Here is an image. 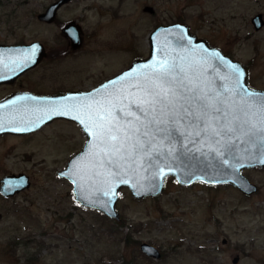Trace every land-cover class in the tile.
<instances>
[{
    "label": "rangeland",
    "instance_id": "374dc122",
    "mask_svg": "<svg viewBox=\"0 0 264 264\" xmlns=\"http://www.w3.org/2000/svg\"><path fill=\"white\" fill-rule=\"evenodd\" d=\"M259 11L264 16V0L74 2L63 14L83 26L82 49L41 68L68 85H93L146 56L156 24L180 20L245 64L248 82L264 88V25L251 23ZM31 26L50 42L61 37L56 25ZM85 139L79 125L63 121L33 138L0 136V181L20 169L30 180L13 195L0 192V264H264V170L245 171L261 185L250 196L230 183L182 185L172 176L157 196L135 198L123 187L114 219L80 204L72 183L57 175ZM142 241L161 256L142 252ZM237 253L243 256L233 263Z\"/></svg>",
    "mask_w": 264,
    "mask_h": 264
},
{
    "label": "water",
    "instance_id": "95a60500",
    "mask_svg": "<svg viewBox=\"0 0 264 264\" xmlns=\"http://www.w3.org/2000/svg\"><path fill=\"white\" fill-rule=\"evenodd\" d=\"M67 1L69 0L53 1L39 17L51 21L56 8ZM252 22L254 28L259 29L264 23L262 14H255ZM71 24H65L64 30H69ZM71 36L74 37L75 34L72 33ZM162 58H175V62L185 68L191 66L196 72L203 71L202 78L214 81L212 87L218 91L222 90L220 85L225 83L221 78L231 73V65H237L244 73L241 80L243 85L251 91L264 94V88L249 84V68L245 64L225 53L219 46L210 44L206 38L192 32L186 22L178 20L155 25L149 34L148 54L134 58L127 67L96 87L86 91H69L48 96L47 106L50 110L45 119L67 117L77 122L86 135L82 148L69 157L66 165L57 170V175L66 177L72 183L74 198L80 204L99 209L114 219L120 218L117 200L123 187H127L135 198L157 196L162 192L166 178L172 176L182 185L195 181L209 184L231 183L244 193L250 194L257 189V185L243 174V168L254 165L264 167V143L259 138L249 142L242 138L232 140L225 148H220L215 143L211 146L205 143L200 152H178L177 159L171 162L170 168L165 167L168 161L153 166L140 163L131 169L125 167L119 177L109 176L107 164L101 163L102 154L97 155L99 149L95 147V138L76 117L85 119L88 123L89 114L95 118L98 111L94 100L108 94L118 95L121 91H127L128 85L134 83L145 71V65ZM4 69L0 65V71ZM89 104L92 105L91 108L88 107ZM4 109L0 102V133L20 129L21 124L18 121L6 119ZM257 119L253 117V120ZM44 121L42 118L37 125ZM161 171L165 173L163 176L159 174ZM0 182V192L4 196L13 195L30 185L29 176L24 172L5 174ZM10 184L14 186L11 189L8 187ZM140 249L148 256H161L160 249L148 241H142ZM236 260L235 257L233 261Z\"/></svg>",
    "mask_w": 264,
    "mask_h": 264
},
{
    "label": "snow or ice",
    "instance_id": "6c2138e0",
    "mask_svg": "<svg viewBox=\"0 0 264 264\" xmlns=\"http://www.w3.org/2000/svg\"><path fill=\"white\" fill-rule=\"evenodd\" d=\"M230 67L218 91L212 87L214 81L202 78L203 71L185 68L175 58H162L145 65L127 91L94 100L95 118L89 114L88 123L76 119L95 138L97 155L102 154L109 176L119 177L125 167L140 163L153 166L168 161L165 167L170 168L178 152H200L205 143L220 148L242 138L264 143V94L245 87L244 73L237 65Z\"/></svg>",
    "mask_w": 264,
    "mask_h": 264
},
{
    "label": "flooded vegetation",
    "instance_id": "af4514ba",
    "mask_svg": "<svg viewBox=\"0 0 264 264\" xmlns=\"http://www.w3.org/2000/svg\"><path fill=\"white\" fill-rule=\"evenodd\" d=\"M53 1L55 0H47L40 4L37 3L39 0H0V65L5 68L0 71V77H4L0 79V102L5 108L3 112L6 119L18 121L21 124L20 129H27L26 131H4L0 133V136L8 135L22 139L33 138L44 127L55 121L73 122L79 125L74 120L64 116L45 119L48 117L50 110L47 106V97L69 91L90 90L122 70L101 78L93 85L81 86L68 85L65 79L58 81L49 70L42 69L41 67L47 66L51 61L55 62L70 53L79 52L85 39L84 28L78 19L63 14V10L68 5L83 0H69L59 5L51 21L41 19L39 14L44 12ZM257 13H261L264 20L263 13L259 11L255 14ZM255 14L251 16L252 25V17ZM69 22L72 23L71 28L64 30L65 24ZM32 23L46 26L56 25L59 27L61 37H55L50 42L49 38L44 39L41 37L40 31L32 29ZM72 33L75 34L74 37L71 36ZM33 48H35L34 55L32 54ZM26 57H30V61ZM42 118L45 121L37 125ZM13 148V144L9 146V149L12 150ZM251 169L264 170V167L257 165L245 167L242 172L248 176L245 171ZM10 172L15 171L11 170ZM16 172L25 171L20 169ZM248 178L252 181L249 176ZM254 183L257 185V189L250 194H246L235 187L242 194L250 196L261 189V185ZM242 256L240 253L235 254L232 257V262L237 263ZM235 257L237 260L233 261Z\"/></svg>",
    "mask_w": 264,
    "mask_h": 264
},
{
    "label": "trees",
    "instance_id": "16d2710c",
    "mask_svg": "<svg viewBox=\"0 0 264 264\" xmlns=\"http://www.w3.org/2000/svg\"><path fill=\"white\" fill-rule=\"evenodd\" d=\"M103 216H105V214ZM109 229H110V231H114L113 226L111 228H109Z\"/></svg>",
    "mask_w": 264,
    "mask_h": 264
}]
</instances>
